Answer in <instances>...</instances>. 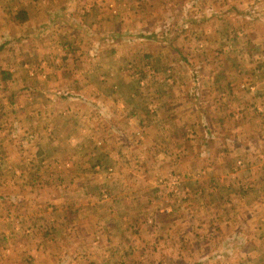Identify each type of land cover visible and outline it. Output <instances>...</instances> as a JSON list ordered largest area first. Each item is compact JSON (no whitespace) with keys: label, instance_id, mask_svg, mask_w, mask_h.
Wrapping results in <instances>:
<instances>
[{"label":"crops","instance_id":"1","mask_svg":"<svg viewBox=\"0 0 264 264\" xmlns=\"http://www.w3.org/2000/svg\"><path fill=\"white\" fill-rule=\"evenodd\" d=\"M224 1L215 9L246 7L242 0ZM94 5L99 10L95 20H30L23 10L17 20H0V264H81L75 253H82L86 264H264V176H257L264 164V45L253 50L260 56L248 52V31L258 34L259 27L251 30L249 18L211 19L210 40L204 28H196L194 61H166L158 67L155 53L160 50L186 56L187 46L172 45L177 29L152 33L153 20L110 17L102 2L88 4L86 12ZM112 7L118 10L115 2ZM10 9L3 16L11 18ZM192 19L196 24L208 20ZM255 21L264 36V20ZM128 32L135 39L131 52L150 58L132 64L146 71L137 83L141 92L95 94L89 81L95 61L89 37L114 38L112 50L104 45L99 52L118 54ZM157 42L163 47L157 48ZM106 80L100 76L97 83ZM95 99L106 112L99 128L88 124L91 115L86 114V101ZM109 124L110 130L130 126L131 132L142 134L141 141L135 140L140 143L134 155L138 164V158L146 157L147 175L140 170V177L129 176L128 181L157 186L144 194L105 193L98 201L86 193V204L75 211L86 208V222L76 221L68 216L73 208L59 207L66 194H58L59 186L52 182L54 177L66 181L84 176L87 164L98 171L104 157L117 166L123 162L125 147L104 156L87 141L106 142L99 134L111 135ZM84 129L86 143L79 140ZM85 145L92 150L83 152ZM202 148L225 150L224 158L234 165L227 169L229 176H185L188 160L195 159L191 150ZM221 156L214 158L217 174L227 167ZM34 165L39 176H52L43 178L47 185L39 176L28 183ZM176 169L182 174L177 192L159 191L163 187L155 182L170 176H148ZM146 197L165 203L150 205ZM208 242L213 248L228 246L219 262L202 252ZM75 244L80 252H73ZM67 245L71 248L63 251Z\"/></svg>","mask_w":264,"mask_h":264},{"label":"rangeland","instance_id":"2","mask_svg":"<svg viewBox=\"0 0 264 264\" xmlns=\"http://www.w3.org/2000/svg\"><path fill=\"white\" fill-rule=\"evenodd\" d=\"M179 1H180V6H178ZM221 1L222 0H0V20H17L18 18H20V16H18L17 13L21 14L22 10L27 14V17L30 18V20H93V19L95 20L96 18H98L99 10L94 5V8L92 7L91 11L87 13L86 8H88V4H98L100 2L107 3L106 11L110 17L116 16L122 20H130L131 18L129 19L128 15H131L133 17V20H153L151 31L149 32L152 33L155 31L162 32L167 28L165 31H167L168 34H173V31L171 29L173 28L177 29L176 30L177 35L175 36L177 38L172 42V45L176 46V48L180 45L187 46L185 48L186 53L184 54L186 56L183 57V55L181 56L174 55L171 53L172 52L171 50H169L168 52H161L162 50H160V52L155 53V55L157 56L155 60L156 62L155 64L156 66L159 67L162 62H166V61L167 63H170L169 61L180 60V59L185 62L194 61L196 57H198V54L195 53L196 47H195L194 34L196 28L197 30L200 27L201 30L204 28V30L208 32L207 34L210 35L211 19L225 20V16L227 17V20H248L249 18L248 27L251 26V30H255L256 27H259V30H255V32L259 31V33L257 34L248 31V52L250 53L253 50L257 51L258 46L264 45V36L260 35L261 32L260 30L261 25H259L260 22L255 20H264V0H242V3H245L246 7L244 6L242 7L241 4L240 7H234V9H232L233 7L231 6H230L231 8L229 9H218V10L215 9L214 6L220 5L218 2ZM230 1L234 3L236 2V0H230ZM113 2H115V4L117 5L118 10L116 8L114 10V8L112 7ZM194 4H196L197 7L196 6L194 7ZM9 9L12 16L11 18L10 15L9 17H7V15L3 16L5 12H8ZM64 11H67L66 16H64ZM106 11H103L102 15H107ZM113 11L114 13H111ZM200 16H202L203 19L206 18L208 20H203V22H197V24L195 23L194 19L190 20L191 18L194 17L198 18ZM110 17L107 16V19L111 20ZM112 19L115 20L114 18ZM185 32H187V36L183 38ZM126 34H129V32ZM129 36L130 34L128 35L127 40H125L127 42L125 43L126 45L124 46V49L118 54L112 51L99 52V49L102 48L104 45L109 47L107 48L109 51L112 50V45L114 44V38H108L105 36L99 37L97 34L96 36L89 37L91 41H88L87 43L92 42L93 44L89 49L92 50L93 52L91 51L89 52V54L95 60L91 65L92 70L91 72H89V75L91 76V78H89V81H91L92 84L94 85L95 94H100L104 96L114 95V89H116V91H119V93L124 95L141 92V89L137 88V83L138 80L146 78V71L145 68L141 67V69H138L133 67L132 64H134L133 62L136 60H139L138 62H143V60L144 62H147L150 61V58H144L143 54L139 55L131 52L130 41L133 42L135 39ZM165 38L166 37L163 36L162 39L164 40ZM208 38L210 40L211 35ZM157 44H159L157 48L163 47V45L160 42L159 43L157 42ZM255 51H253V53L251 54L252 57L261 55L260 53H256ZM249 53H248V59L250 56ZM200 56L201 54H199V57ZM237 60H240V56L237 58ZM139 66H143V64L139 63ZM87 67L88 65H86V68ZM171 73L172 75H174L172 71ZM168 75L171 74L169 73ZM192 75H193V70H192ZM100 76L107 77V80L105 81L106 83L104 85L103 84L98 85L97 83L98 78ZM118 84L120 86H118ZM86 102L87 104L89 103L88 104L89 108L88 107L87 108L90 110L86 114L91 115L89 118L90 120H88L89 122L88 121L87 122L90 125H92L93 123L96 125V127L99 128L98 124L99 123L103 124L102 121H104L102 117L104 114L105 105L102 101L98 99H95L93 101L88 100ZM123 102H124V106L125 105H127L128 107L129 105L131 106V102L129 101H123ZM104 115H106V112ZM106 129L108 128L106 127ZM108 130L111 132L110 133L111 135L106 134L105 132L99 134V137L106 140V142H101L100 140L92 141L89 138H87V141L93 142L92 144L89 145H91V147L96 149L94 151L104 152L102 153L104 154V156H107L106 152H110V150L118 151L120 150V146L123 148L125 147L124 151L127 152L126 155L128 156L124 157V155H122L124 160L119 166L112 164V162H107L106 160L107 157L106 158L104 157L101 161V164H98L100 167L98 171L94 169L95 167L93 168L92 164H87L84 166L86 168L84 176H73L71 180L68 179L66 181H63L58 177H54V180L56 181L54 182L53 180L52 182L54 185L58 184L59 186V189H57L59 190L58 194L61 193L66 194V198H60L64 201L59 202V207L68 206L67 208L69 209L73 208L74 211L73 212L70 211L68 216H73L72 219L76 221L86 222V216H88L86 215V208L84 210H80L79 212H75L77 208L81 206L83 203L86 204V198H84V200L82 199V197L86 195V193L88 194L92 193L94 195V199H96L95 201H98L100 198L99 196L104 195L105 193L110 194V196L112 197L117 196L115 193L117 191H119L123 195H127L133 192L135 193L141 192L144 194L151 192V189L156 188L157 186L156 184H152L151 182L148 181H141L133 185L131 182L128 181L129 176L133 177L135 175H138L140 177L141 176L139 174L140 170L142 171L143 175L145 176L147 175L146 157H144L145 159L138 158L139 160H142L141 161L142 164L141 163L138 164V162L136 161L137 158H135L134 154H136L137 147L139 146L137 143L140 142L135 141L137 140L136 133L130 131V126H128L127 131L119 127L116 128L115 126L113 127L111 126V130H110V124H109ZM191 131H193V128L191 129ZM91 133H93V131H91ZM79 140L82 143H86V129H84V133L82 137H79ZM98 141L101 142V145L96 144V142ZM22 142H24V140ZM187 144L191 145L190 142H188ZM86 150L90 151L92 150V148H88V147L86 148L85 145L83 152L86 153ZM198 151L199 150H195V149L191 150V153L194 154L195 159L188 160L187 174L185 176H229L230 173L227 172V169L231 165V162L228 160L226 161V159L224 158L226 155L225 150H213V149L208 150V148H202V151L201 152L199 151V153L202 154L203 156L201 155L198 156L199 155ZM218 153L222 154V156L220 157V161L221 162L225 161L227 167L221 173L220 171H218L217 174L215 169H213V167L214 168L218 167L217 165H215L217 162L216 159H214ZM188 155L190 158V151L188 152ZM84 156L86 157V154ZM196 156L198 157V159H196ZM252 157L253 155L251 156V158ZM149 159L153 160L152 157ZM190 162H191L190 165L191 167H189ZM37 166L38 165L33 166V168L35 169L33 171L34 176H30V178H28V183H30V185H32V182L35 181L36 176H39ZM232 166L234 167V165H231V167ZM30 167L32 169V166ZM106 168H110L111 171H108ZM206 168H209V170ZM105 169L106 171H104ZM213 171L215 172V174L213 173ZM106 173H109L110 175L103 176ZM203 173H205V175H203ZM148 176L149 177L154 176V178H158L157 176H170L168 179L163 177V180L161 181L155 180V182L159 183L163 187V190L159 189V191L167 190L171 192H177L178 191L177 189H179V187L177 186V184L179 183L178 180L181 178L182 174L178 169H176V170H171L168 173L165 172H160L158 174L150 173L148 174ZM257 176H264V164H262V170H260V174ZM39 177L42 178V180L41 179L39 180L42 185L44 184L45 181V179L43 178H52V176H39ZM119 178L122 181H118ZM45 185H47L46 181H45ZM155 190L158 191V189ZM143 200H145L146 203L149 202L150 205H151V201H157L160 204L165 203L160 198L158 200H154V199L150 200L149 197H146ZM124 201L125 200H121L122 205ZM67 202L70 203L68 204ZM98 216L96 215L95 217L97 218ZM113 217L109 216V218L111 219H113ZM101 220H103V218ZM119 220L120 218H117V221ZM98 222L99 221H97L96 223ZM56 244L57 243L55 242L54 246H56ZM72 247H73V252H75L78 248H81L80 246L77 247V244L73 245ZM213 247L214 246L212 244L209 245L208 242L207 245H203L202 252L204 254L212 253V256L217 258L215 260L219 262L222 259L221 255L225 254V250L228 248V246L223 247L221 246L220 243L215 245V248ZM70 248H71L70 245L63 246V251L67 252V250H69ZM76 252H80V250L78 249V251ZM1 253L2 251L0 250V254ZM66 254L69 256L68 253ZM74 255H76L75 259L80 258L79 262L81 264H86V260L81 258L83 257L82 253H75ZM76 264L78 263L76 262Z\"/></svg>","mask_w":264,"mask_h":264},{"label":"built area","instance_id":"3","mask_svg":"<svg viewBox=\"0 0 264 264\" xmlns=\"http://www.w3.org/2000/svg\"><path fill=\"white\" fill-rule=\"evenodd\" d=\"M136 138H137L138 140H141V139H142V134H141L140 132H137V133H136ZM96 144L101 145V142L98 141Z\"/></svg>","mask_w":264,"mask_h":264}]
</instances>
